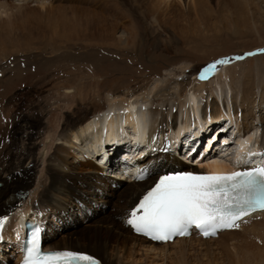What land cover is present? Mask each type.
<instances>
[{
	"label": "bare ground",
	"instance_id": "1",
	"mask_svg": "<svg viewBox=\"0 0 264 264\" xmlns=\"http://www.w3.org/2000/svg\"><path fill=\"white\" fill-rule=\"evenodd\" d=\"M15 1L27 2L30 0ZM124 1L126 0H106V8H103L106 11H114L116 13L118 10L121 19L126 18L125 13L119 12ZM145 1L150 2V0H140V2ZM158 1L163 4L169 2V0ZM183 1L185 6H187L185 12H180V15L192 19L195 18L200 23L205 22L204 13L208 11L205 4H201L200 0H189L188 4L186 3L188 2L187 0ZM246 1H248L246 4L245 0L242 1L247 8L245 7L240 15L245 20V12L247 10L254 15L264 9L262 6L264 5V0H260V2L258 0ZM32 2H39L42 6L45 5V0H32ZM155 6H159V4ZM171 6L172 4L168 8ZM21 8V6L20 8L18 7V10L20 11ZM13 9L9 0H0V15L8 17V21L0 22V41L5 42V44H0V52L7 51V47L16 46L23 40V36L20 37L14 31L17 29L13 30L12 28L14 27L11 28L12 24L10 23L12 21L10 18L14 16ZM159 11L164 12L162 9H159ZM159 11L157 13L160 14ZM71 12L74 15L73 18H78L77 15H80V12L75 11V9ZM150 15L156 16L154 13H150ZM61 18L66 19L67 15L63 14ZM76 18L75 23L65 22L75 26L80 22L79 18L76 22ZM24 19H27V17ZM129 27L128 35H130V38L126 39L125 42L127 46L135 39V35L133 36L131 32V25ZM41 31H36L34 32L35 34L30 33V40L40 41L44 39L40 35ZM57 36L51 39L50 46L55 44V40L58 42L68 39L62 33H58ZM56 47H60V45ZM225 59L230 60V63L235 61L232 58ZM249 62L248 60L246 63ZM221 66L218 65V68ZM203 68H193L189 73L199 79ZM256 70V74L253 73V75L246 76L244 79L246 81L241 85L240 93L242 96L239 106H237L235 101H232L233 99H227V110L224 107L225 111L222 112L217 107V102L213 99L204 104L199 111L196 95L191 93L180 103L184 111L181 120H178L177 111L170 114V109H167V107L161 111L147 112L145 105L143 106L137 97L133 99L134 96L124 99L122 102L123 107L121 108L116 104L106 108L104 105L97 103L96 97L92 99L90 105H87L84 95L85 98L79 97L75 99L74 92L70 93L72 88L60 89L55 84L54 89H58L57 100L53 104L56 110V117L52 116L55 120V125H53L51 118L50 122L52 125L43 127L45 122L41 118L39 120L36 117H21L15 127L4 128L0 126V218L8 217L3 233L0 235V240H3L0 241V264L18 263L22 256L20 244L25 233V229L21 225L26 222H38L42 227H45L47 243H45V231L43 229L44 251L68 250L85 253L98 259L100 264H264V212L258 211L244 217L238 222V228L222 231L214 238H202L193 234L189 238L175 239L172 243L166 244L152 243L145 237L136 235L126 223L130 212L137 207L138 203L162 175L176 171L226 173L236 169H245V167L249 168L247 165H260L264 161V156L260 155V153H264V81L256 79V76L263 72L262 68H256ZM32 78L30 77L27 80ZM255 81L261 87L262 96L257 108L252 99L257 87ZM26 94H28L26 98L33 96V93ZM189 106L192 108L191 113L188 110ZM51 109L54 110L53 108ZM167 112L168 119L166 117ZM225 112H229L228 115L225 116ZM200 113L203 114V120L211 115L222 118L214 121L211 125L220 123L228 116L226 120L230 122L229 125H234L239 131L238 139H235V148H232L233 146L226 148V150H230L226 152L231 153L232 157L229 154H225L229 160L223 159L222 156L224 155L218 152L216 156L203 161L200 160V167L203 168L199 169L184 163L177 157L183 165L178 161H171L172 168L163 172L162 166L165 167L166 164L170 163V157L168 162H166L170 149L172 151V148L176 147L178 148L177 151H180L182 149L180 147L184 149L185 146L180 143V146L178 144L174 145L170 141V149H167L166 142L156 143L159 140L157 137L160 136V139L164 135L167 137V132L171 131L172 133L173 127H176L177 124H182L181 133H185L190 127H197L198 125L202 127L200 129L204 128V130L208 131L209 127L199 124L201 121ZM231 115H233L232 119H230ZM93 117L95 118L90 120ZM131 127H135L136 133L140 137L148 136L150 147L152 148V143L154 142L157 145V149L151 156L134 157V159L131 156L130 161H127L126 155L118 154L119 147H125L124 143L118 146L117 144L111 146L108 155L110 156L109 159H102L100 167L103 169V175L110 179L113 182L112 184L109 183L107 186L108 179L102 176L94 181L92 175H100L102 171L97 166L98 171L94 169L90 161L74 163L75 157L78 155L82 156L84 150L88 154L99 152L101 148L99 141L102 138L103 130L114 132L110 137L108 136L109 143L117 141L116 133L121 132L124 135L126 134V138L129 139L130 137V141H132V137L127 131ZM170 127L172 128L170 129ZM199 127L197 128L199 129ZM222 128L226 130L228 127ZM229 129L232 128L230 127ZM259 130L262 131V139L260 140L257 134ZM150 131L152 135H150ZM231 131L228 130L230 134L225 131L227 136H224L223 144L226 145L224 143L226 140L230 144L229 142L234 137ZM200 133H203V130ZM214 137L217 136L215 135ZM200 139L205 143L202 146L203 154L214 153L215 150L217 152L220 147L216 148L217 145H214L215 140L210 137ZM104 140L107 142V137ZM179 141L176 140V143ZM85 144L88 145L87 149L84 147ZM250 151H255L253 153H256V155L250 154L249 156L248 153ZM187 152L188 156L193 157L194 151L188 149ZM200 154L201 152H198L197 156L189 161H196L195 159ZM176 156L178 155L176 154ZM105 159L107 160L105 161ZM121 160H123V163H121ZM124 160L128 162V165L125 164ZM111 164H116V166H111ZM182 167L189 169L184 170ZM176 168H181V170H176ZM140 169L147 171L148 175L145 179L140 180L135 176ZM110 172H115L116 175L114 176L119 180L111 179L105 175V173ZM154 172H158L155 178H153ZM82 174H85V176ZM96 185L103 189L99 199L106 205L102 207L99 205V199L96 198ZM109 186L117 191H113ZM84 194L88 198L84 199ZM107 205H111L110 213H107ZM94 207L96 210H101L102 214L101 212H94ZM112 207L118 211L112 209ZM120 215L123 216V219H120ZM67 216L71 219L70 224L76 222L77 216H81L82 220H84L82 224L86 223L85 219L93 218L89 219L90 222L85 226L86 230L84 231L82 229H73V227H68L66 224L62 225V228L60 226L61 230L55 229V223L58 221L60 223L65 222L64 220ZM74 216L76 218H73ZM19 223L21 231L18 232L13 243ZM7 247L8 249H6ZM189 258H192L195 262H192ZM200 258L205 259L204 262H202L203 259L200 262L196 260Z\"/></svg>",
	"mask_w": 264,
	"mask_h": 264
},
{
	"label": "rangeland",
	"instance_id": "2",
	"mask_svg": "<svg viewBox=\"0 0 264 264\" xmlns=\"http://www.w3.org/2000/svg\"><path fill=\"white\" fill-rule=\"evenodd\" d=\"M105 1L45 0L44 7L39 2H32V0L27 2L9 0L14 8V16L10 18L12 21L10 23L12 24L11 28L14 27L13 30L17 29L14 31L20 37L23 36V40L16 46L7 47V51L0 52L1 127H15L21 117H36L39 120L41 118L45 122L43 127L52 125L51 118L53 125H55L53 117H56V110L53 104L57 100L58 87L60 89L72 88L70 93L74 92L75 99L85 96L87 105H90L92 99L96 97L97 103L104 105L106 108L111 105L115 106V104L121 108L124 99L134 96L133 99L137 97L139 102L143 106L145 105L147 112L161 111L167 107V109H170V114L177 111L178 120H181L184 111L180 103L191 93L196 95L199 111L204 104L214 99L219 110L224 112V107H227V99H233L232 101H235L237 106L240 105L241 85L246 81L244 80L246 76L256 74V68L261 67L263 70L259 76H256V79L264 81V9L254 15L247 10L245 20L240 15L244 8H247L245 4L248 1L246 0L245 4L242 2L244 0H200L201 4H205L208 8V11L204 13L205 22L200 23L195 18L180 15V12H185L187 6H185L183 0H169L166 4L159 3L158 0H150V2L126 0L121 5V10H119L127 16L122 19L118 10L116 13L104 9L106 8ZM187 1L188 4L189 0ZM14 4L16 7L13 6ZM158 4L159 6L154 7ZM170 4L172 6L168 8ZM20 6L22 8L19 11L18 7L20 8ZM262 6L264 7V5ZM73 9L80 12V15H77L80 22L75 26L65 22L75 23L76 17L73 18L74 15L71 12ZM159 9L164 10V12L159 11ZM158 11L160 14L157 13ZM61 13L62 15L66 14L67 18H61ZM150 13H154L156 16L153 17ZM0 17V22L8 21L6 15H0ZM26 17L27 19H24ZM78 18H76V22ZM130 25L135 39L127 46L125 42L126 39L130 38V35H128ZM39 30H42L40 35L44 38L43 41L30 40V33ZM58 33L65 34L68 39L58 42L55 40V44L50 46L51 39L55 38ZM0 44H5V42L0 41ZM58 45L60 47H56ZM249 53H254V55H248ZM235 57L243 58L237 60ZM225 58H232L235 61L217 68V71L208 79L199 80L197 76H191L189 73L193 68L206 67ZM248 60L250 62L246 63ZM30 77L33 78L27 80ZM55 84L58 85L56 89H54ZM256 86L252 99L257 108L262 96L261 87L257 85V82ZM26 93H33V96L26 98V95H28ZM188 110L190 113L192 112L191 106L188 107ZM168 112L166 114L167 119ZM228 113L225 112V116ZM200 116L201 121L199 124L209 127V129L207 128L208 131L204 128L200 129L202 127L198 125L199 129L193 126L185 133H181L182 124H177L176 127H173L172 133L171 131L167 132V137L166 135L162 139H160V136L157 137L159 140L156 143L166 142L167 149H170V141L171 144L179 145L180 143L185 146V150L180 147L183 151H177L178 148L176 147L172 148L174 152L170 149L169 152L172 155L170 156L169 153L166 160L168 162L170 157V163L166 164L165 167L162 166L163 172L172 168L171 161H178L182 164L181 159L184 163L190 164L189 160L194 159L198 152H201L196 158L199 159L203 154L202 151H204L202 146L205 144L200 138L210 137L220 146L217 152L203 154L202 161L216 156L218 152L224 155L222 156L223 159L229 160L226 156L228 154L232 157L231 153L226 152L230 151L226 148L228 146L235 148V139H238L239 131L234 125H229L230 122L226 120L228 116L216 125L211 124L222 118L211 115L205 116L206 118L203 120L202 113H200ZM232 117L233 115L230 119ZM222 127L228 128L224 130ZM230 127L232 129H229ZM131 128L127 131L132 137V141H130V137L129 139L126 138V134L124 135L121 132L116 133L117 141L112 143H109L108 139L114 132L103 130L102 138L99 141L101 145L99 152L88 154L84 150L82 156L75 157L74 163L90 161L93 168L98 171L97 166L102 173L100 175H92L91 173L94 181H96L101 176L106 178L103 175L102 167H100V164H102L100 161L104 158L109 159V149L113 145L117 144L118 146L124 143L125 147H119L118 154L126 155L127 161H130L131 156L133 159L141 156L143 158L156 152L157 145L153 142L151 148V144L148 143V136L140 137L136 133L135 127ZM201 130H203V133H200ZM228 130H234L231 131L234 137L230 142L228 140L230 144L226 140L225 145L222 142L224 136H227L225 131L228 133ZM183 134L185 135L182 136ZM257 134L259 140L262 139V131L259 130ZM150 135H152L151 131ZM215 135L217 137H214ZM106 137L107 142L104 140ZM176 140L180 141L176 143ZM216 143L214 145H217ZM87 146L85 144L84 147L87 149ZM188 149L194 151L193 157L188 156ZM253 152L255 151H250L249 156ZM121 161L123 163V160ZM127 161L124 160L126 165H128ZM116 164H111V166H116ZM177 169L181 170V168ZM182 169L189 168L182 167ZM157 173L154 172L153 178L158 175ZM82 175L85 176V174ZM105 175L111 179L119 180L114 176L116 175L115 172L105 173ZM109 183L112 184L113 182L108 179L107 186ZM102 190L101 187L96 185V198H100ZM83 198L86 199L88 196L84 194ZM98 201L101 207L106 205L103 204L102 200L99 199ZM107 206V213H110L111 205ZM112 209L118 211L114 207ZM93 211L102 214V211L96 210L95 207ZM73 218H76V216ZM89 219H85L86 223L82 224L84 220L81 216H77L76 222L70 224L71 219L67 216L65 222L60 223L58 221L55 223V229L61 230L62 225L66 224L68 227H73V229L84 231L86 230L85 226L90 222ZM120 219H123V216L120 215ZM20 223L14 235L13 243L18 232L21 231ZM21 227L24 229V224ZM43 229L45 231V243H47V233L44 226ZM202 259L196 260L200 262ZM189 260L195 262L192 258H189Z\"/></svg>",
	"mask_w": 264,
	"mask_h": 264
},
{
	"label": "snow or ice",
	"instance_id": "3",
	"mask_svg": "<svg viewBox=\"0 0 264 264\" xmlns=\"http://www.w3.org/2000/svg\"><path fill=\"white\" fill-rule=\"evenodd\" d=\"M227 63L230 60L222 59L204 67L199 79H208L218 65ZM143 176L142 172L138 179ZM258 211L264 212V165L230 174H165L130 212L126 223L136 233L166 243L193 230L208 237L218 230L238 228V221ZM7 220V216L0 218V235ZM23 251V264H100L90 255L43 252L39 228L32 231Z\"/></svg>",
	"mask_w": 264,
	"mask_h": 264
}]
</instances>
